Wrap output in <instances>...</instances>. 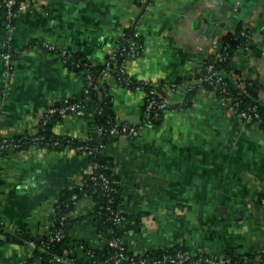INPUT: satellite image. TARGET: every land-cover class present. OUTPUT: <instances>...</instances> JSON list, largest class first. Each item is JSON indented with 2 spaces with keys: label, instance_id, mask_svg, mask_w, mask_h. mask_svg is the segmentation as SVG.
Instances as JSON below:
<instances>
[{
  "label": "crops",
  "instance_id": "0c3cea01",
  "mask_svg": "<svg viewBox=\"0 0 264 264\" xmlns=\"http://www.w3.org/2000/svg\"><path fill=\"white\" fill-rule=\"evenodd\" d=\"M23 3L11 23L0 8V136L36 134L49 107L80 99L86 77L73 58L102 67L130 30L141 48L127 60V75L162 85L200 70L241 24L251 43L236 47L231 65L260 84L264 99V0ZM166 94L172 107L146 125L144 92L112 76L98 93L110 97L117 122L139 126L111 136L103 149L122 191L120 209L130 217L126 249L145 255L182 247L226 264H264V128L241 118L213 89L200 88L190 100L181 85ZM92 118L89 111L57 116L53 132L89 139ZM94 168L73 147L27 146L0 155V264L28 262L33 247L24 236L46 233L64 191ZM94 207L89 196L75 202L70 235L97 249L107 239ZM76 255L88 260L81 247Z\"/></svg>",
  "mask_w": 264,
  "mask_h": 264
},
{
  "label": "trees",
  "instance_id": "16d2710c",
  "mask_svg": "<svg viewBox=\"0 0 264 264\" xmlns=\"http://www.w3.org/2000/svg\"><path fill=\"white\" fill-rule=\"evenodd\" d=\"M24 1L26 0H14L12 10L16 13L17 9H19L21 3ZM0 2V8L6 13L7 8L5 2L3 0H0ZM242 31L243 28L241 24H239L236 27L235 32H229L222 37L220 52L226 54L227 58L218 60L214 54L206 61L200 70L196 71L192 75L179 78L175 81V83L184 87L186 91V98L189 100L200 88H205L215 90L219 97H226L229 103H237V105L234 106L237 113L247 109L250 106H257L260 112L261 121L257 119L254 121H258L264 128V99L260 97V84L254 80L241 77L237 73V70L231 65L232 56L236 47L245 43V37L241 35ZM132 32L133 31L130 30L126 33L130 35ZM122 59L123 56L117 54V60L111 64L112 71L115 75H117V67L123 63ZM73 62L80 63L82 65L87 63L86 61H83L77 57L73 58ZM87 64L88 68H90L96 79H98L101 70L106 66L105 64L102 67L96 68L92 67L89 63ZM210 64H213L218 74L223 76L221 83H215L216 76H212L210 78L209 71L207 69V66ZM80 68L83 69L82 66ZM240 81L243 82L242 85H239ZM103 85V83L102 85L100 83V90H102ZM132 86H134V84H132ZM222 88H225L226 92H222ZM81 98L73 102L81 101ZM101 99L102 101L100 103L103 104L104 110L101 115L94 114L91 122L93 125L92 136L89 139L81 140L74 137H60L54 134V119L59 115L54 116L52 120L46 125L44 130L39 127L38 133L30 134L31 136L43 135L45 136L46 140L58 139L63 142L71 140V147L73 148L79 144H88L91 147L96 148V152L88 155L90 160L95 164V168L91 172L85 174L79 184L70 189H66L54 207L53 214L51 215V224L47 232L49 230L55 231L56 229H61L63 232L62 239L60 241L51 242L49 241L47 232L37 237L25 235L24 239L35 242V246H33V254L26 264H58V262H56L53 258L55 255L69 257L76 260L77 262H83L79 260L76 255L77 248L81 246L84 247L83 249L86 253V257H88V260L86 261L88 264H93L94 261H104L115 253V248L111 247L108 243H106L103 248L96 249L82 240L74 239L70 235L72 220L70 219L69 212L73 209L75 202L82 196H89L93 199L95 207L92 215L94 216L98 231L102 234H106L107 242L112 238H118L125 247L124 243L122 242V236L125 232V224L130 221V217L123 213L120 209L123 201L122 191L112 172V164L110 159L103 154V149L99 147L100 144L106 146L111 136L100 135L97 131H95L96 126H110L118 122L112 109L110 97L102 95ZM99 100L98 90H93L92 102H89L87 106L91 108L97 104ZM162 115L163 114H161V116ZM119 123L122 124V122ZM29 144L30 143L28 142L26 146H29ZM100 174H103L106 178H108L109 182L106 185L104 180L99 177ZM74 196L76 197L74 198ZM116 215L124 216L125 221L122 223H117L115 221ZM64 216L65 218H63ZM43 243L46 245L44 250L41 249ZM181 249L185 248L180 247L178 249L168 248L159 251L157 250L148 252L143 256L148 258V260L153 261L164 254L175 253ZM125 253L129 256L133 255L132 253L128 252L126 247ZM109 264H114V262L111 261Z\"/></svg>",
  "mask_w": 264,
  "mask_h": 264
},
{
  "label": "built area",
  "instance_id": "2783aa9c",
  "mask_svg": "<svg viewBox=\"0 0 264 264\" xmlns=\"http://www.w3.org/2000/svg\"><path fill=\"white\" fill-rule=\"evenodd\" d=\"M6 4V18L11 23L12 19L15 16V12L12 10V5L14 3V0H3ZM32 3H36L37 0H30ZM1 6V2H0ZM24 3H21L19 9L24 8ZM241 35L245 37V43L243 44L244 47H249L251 43L250 34L247 31H242ZM141 45L138 41L137 35L135 32H132V34L128 35L126 32H124L114 48L113 52L110 54L106 61V66L101 70L100 75L98 76V79L94 76L90 68H88V64L84 63L83 65L80 63H74L78 67H83L85 77H86V87L84 89V92L82 94L81 101L78 102H71L68 104H62L58 106H51L48 108L46 113L43 116V119L40 123V128L45 129L46 125L52 120V118L56 115H65L68 113H78V114H84L86 111H89L91 115L94 116V114L101 115L103 113V104L100 102L102 101V97H99V102L95 104L93 107L89 108L87 105L89 102H92V91L98 90V93H100L99 85L101 83L104 84L107 82V80L112 77L116 76L120 82L125 87L132 88L136 91H142L144 92L145 98H144V108L146 112V120L144 124L151 125L156 120L160 119L161 114H163L166 110L170 109L172 107V104L168 98V95L166 94V87H170L171 89L177 88V85L175 82H172L170 84H162V85H156V84H147L142 82H134L131 80V78L127 75L126 72V63L127 60L131 57L137 56L140 52ZM52 50H56L55 47H51ZM117 54H120L123 56V63L117 67V75L114 74L111 68V64H113L117 60ZM60 55L66 60L68 53L66 51L60 50ZM5 63L10 65L12 54L10 52H6L3 55ZM215 57L218 60H222L227 58L226 54H223L220 52V49L215 54ZM87 66V67H86ZM207 69L209 71L210 78L212 76H216V84H219L222 82V75H219L218 72L215 70L214 65L210 64L207 66ZM242 81L239 82V85H242ZM134 84V86H132ZM222 92H226L225 88H222ZM101 96V95H100ZM220 99L224 103H228L234 110V106L237 105V103L232 104L229 103L228 99L224 96H220ZM239 116L243 119L247 120H259L261 121L260 112L257 108V106H250L247 109H244L242 111L238 112ZM139 126L138 125H128L127 123L120 124L115 123L110 126H96L95 131L98 132L100 135H109V136H117L121 133H129L134 134L137 132ZM30 143L29 146H44V147H71V140H67L65 142L54 139V140H46L45 136L43 135H30V134H23L20 137L19 136H0V155L13 149H20L27 147L26 144ZM101 149H104V145L100 144L99 146ZM75 149L79 152L85 153L87 155L96 152V148L91 147L90 145L86 144H79L75 147ZM103 180L105 185L109 182L108 178H106L103 174H100V176ZM76 196H74L75 198ZM262 202L264 204V198L262 199ZM65 218V216L63 217ZM115 221L117 223H122L125 221V217L122 215H116ZM49 236V241H60L63 237V232L61 229H56L55 231L49 230L47 232ZM111 247L115 248V253L110 256L108 259H105L101 262L94 261L93 264H109L111 261L114 262V264H119L123 260L127 261L130 264H147V263H153V264H226V261L218 256L208 254L205 252H194L187 249H181L178 250L175 253H168L164 254L163 256L159 257L158 259H154L153 261L148 260L143 255H135L129 256L125 253V247L122 245L120 239L118 238H112L108 240L107 242ZM30 244L35 246L34 241H30ZM45 244L43 243L41 246V249L44 250ZM81 248H84L81 246ZM54 260L56 262H65L67 264H88L87 262H77L76 260L69 258V257H63L55 255Z\"/></svg>",
  "mask_w": 264,
  "mask_h": 264
},
{
  "label": "rangeland",
  "instance_id": "374dc122",
  "mask_svg": "<svg viewBox=\"0 0 264 264\" xmlns=\"http://www.w3.org/2000/svg\"><path fill=\"white\" fill-rule=\"evenodd\" d=\"M170 84V83H169ZM158 85V84H157ZM159 86V85H158ZM167 88L171 89L170 87H166L165 90H167ZM105 237H106V234H104ZM106 243H107V240H106Z\"/></svg>",
  "mask_w": 264,
  "mask_h": 264
}]
</instances>
